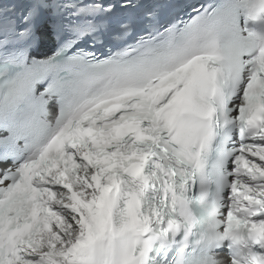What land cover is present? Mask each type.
<instances>
[{
	"label": "snow or ice",
	"instance_id": "1",
	"mask_svg": "<svg viewBox=\"0 0 264 264\" xmlns=\"http://www.w3.org/2000/svg\"><path fill=\"white\" fill-rule=\"evenodd\" d=\"M0 264H264V0H0Z\"/></svg>",
	"mask_w": 264,
	"mask_h": 264
}]
</instances>
